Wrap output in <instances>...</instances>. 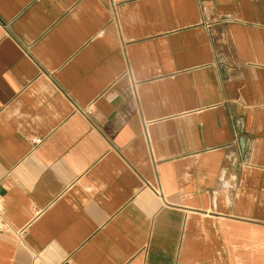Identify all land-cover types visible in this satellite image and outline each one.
<instances>
[{"label":"crops","instance_id":"0c3cea01","mask_svg":"<svg viewBox=\"0 0 264 264\" xmlns=\"http://www.w3.org/2000/svg\"><path fill=\"white\" fill-rule=\"evenodd\" d=\"M0 223V264H264V0H0Z\"/></svg>","mask_w":264,"mask_h":264},{"label":"built area","instance_id":"2783aa9c","mask_svg":"<svg viewBox=\"0 0 264 264\" xmlns=\"http://www.w3.org/2000/svg\"><path fill=\"white\" fill-rule=\"evenodd\" d=\"M40 140L38 139H33L32 142L35 144V143H38ZM5 227V224L3 223H0V230H2L3 228Z\"/></svg>","mask_w":264,"mask_h":264}]
</instances>
